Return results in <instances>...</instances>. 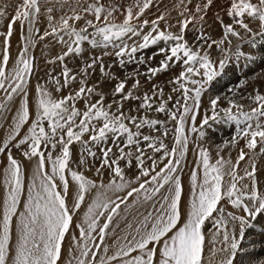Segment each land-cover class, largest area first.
<instances>
[{
	"label": "snow or ice",
	"instance_id": "snow-or-ice-1",
	"mask_svg": "<svg viewBox=\"0 0 264 264\" xmlns=\"http://www.w3.org/2000/svg\"><path fill=\"white\" fill-rule=\"evenodd\" d=\"M9 7L0 6V264H235L254 251L257 241H244L264 219V72L237 77L207 110L203 98L236 63L264 64V0ZM39 45L52 55L33 84ZM214 124L235 128L215 156Z\"/></svg>",
	"mask_w": 264,
	"mask_h": 264
},
{
	"label": "bare ground",
	"instance_id": "bare-ground-1",
	"mask_svg": "<svg viewBox=\"0 0 264 264\" xmlns=\"http://www.w3.org/2000/svg\"><path fill=\"white\" fill-rule=\"evenodd\" d=\"M17 3H19V0H0V6L5 5V4L10 6L8 9L10 14L12 12V7L15 6ZM163 3L165 5H170L171 0H163ZM214 11L215 10L209 13V23H211V17L214 14ZM7 23H8L7 19L0 21V30H4L6 28ZM189 38L190 39L192 38V33H189ZM12 44H13L12 51H13V54H15L16 47L19 44V26L18 25L16 26V32L14 33ZM259 44H264V40H260L258 38V45ZM34 55L36 57L35 63L37 66L36 67L37 75L33 79V84L36 82L37 79L41 83H43L44 79L46 78L45 73L46 71H48L50 67L47 65L46 58L51 56L52 53L49 51L48 48H45L44 45H39L34 50ZM42 59L43 61L41 62ZM255 59L257 61L255 64L249 63L246 65V67L243 68V70H241L239 63H236L235 73L228 71L227 75H224L222 78H218L216 81H213L209 85V91L207 95L203 98L204 110H207L208 108V97L216 95V94L223 95L225 92L228 91L229 88L234 87L237 77H239L240 79H244L245 76H247L248 78H251L257 73L264 72V64L260 63V57L257 56L255 57ZM229 67H232V65H230ZM167 79H168V75L161 74L157 82L163 86L164 83L167 81ZM165 90L167 92L168 89L166 88ZM161 118L163 117L161 116ZM212 129L216 130L218 135L217 133L214 134V131ZM208 132L210 135V140L208 143L211 144L213 156H215L216 145L221 144L223 141L230 139V137L235 134V128H234V125H231V124H220V125L214 124L210 129H208ZM2 135H3V130H0V137H2ZM191 147L192 146L190 145V149ZM229 151L231 152V156L234 160L237 156V151L235 149H225L223 154L227 157ZM194 158H195L194 154L190 150L187 156V167L185 168V174L182 177V179L185 182V185H187L188 174L191 172V169L194 166L193 165ZM3 159L4 157L0 156V160H3ZM258 171H259V174L261 175V178L264 179V157L258 158ZM0 181H2V177H0ZM0 191H2V189H0ZM225 207H226V210H232L230 206L225 205ZM262 220L263 219H259L257 223L262 224L263 223V222L261 223ZM255 230H252L251 234H256L257 230L256 231ZM257 234L258 236H256V239H255L257 243L255 245L254 251L249 247V242H244V246L249 247V253L248 254H238L235 264H250V261L252 262V264H255L256 261L264 260V244L260 243L261 239H264V225H262V231L257 232ZM208 254L209 253L207 252V249H206V254H205L206 258Z\"/></svg>",
	"mask_w": 264,
	"mask_h": 264
},
{
	"label": "rangeland",
	"instance_id": "rangeland-1",
	"mask_svg": "<svg viewBox=\"0 0 264 264\" xmlns=\"http://www.w3.org/2000/svg\"><path fill=\"white\" fill-rule=\"evenodd\" d=\"M43 61V59L41 60V62ZM246 67V66H245ZM163 117V116H162ZM213 130V129H212ZM214 131V134H216L217 132H216V130H213ZM217 135H218V133H217ZM263 222V223H262ZM254 223V222H253ZM255 223H257V222H255ZM261 223L262 224H260V223H257V224H255L256 226V228H253L252 230H257V232H260V231H262V225H264V219L261 221ZM260 224V225H259ZM251 230V231H252ZM255 230V231H256ZM257 232H256V234H251V236H250V234L249 235H247L248 237H246V239H245V241L244 242H249L250 240H255L256 239V236H258V234H257Z\"/></svg>",
	"mask_w": 264,
	"mask_h": 264
}]
</instances>
